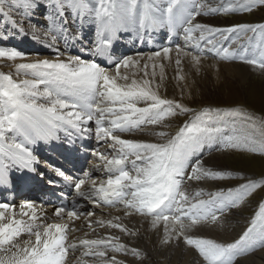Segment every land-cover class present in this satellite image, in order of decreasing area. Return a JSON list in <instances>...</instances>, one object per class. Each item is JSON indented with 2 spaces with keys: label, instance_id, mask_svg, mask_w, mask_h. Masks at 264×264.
Segmentation results:
<instances>
[{
  "label": "snow or ice",
  "instance_id": "1",
  "mask_svg": "<svg viewBox=\"0 0 264 264\" xmlns=\"http://www.w3.org/2000/svg\"><path fill=\"white\" fill-rule=\"evenodd\" d=\"M257 4L264 5V0L238 7H225L223 0L216 7L208 0H0V19L5 21L0 25L4 45L0 46V64L7 62L16 77H25L0 72V186L8 187L15 199L10 170L18 174L22 188L37 175L45 178V172L39 170L41 160L31 147L39 142L62 141L69 153L87 151L84 141L93 135L98 145H107L90 152L96 158L90 168L99 170L100 178H94L90 170L68 175L44 162L54 173L48 184L72 192L71 207L64 203L55 207L54 216L60 222L46 223L49 217L42 202L34 199L22 200L18 209L11 202H0V264H69L70 250L73 254L80 250L72 264H126L110 252L139 258L140 251L123 243L120 236L98 233V228H108L119 229L128 237L138 235V230L122 223L121 216H96L95 210L103 211L102 205H119L123 217L140 216L151 230L162 223L160 245L182 241L198 253L201 264H236L238 257L264 248V201L231 242L196 234L204 225L217 224L254 189L264 186V177L205 166L200 158L203 150L264 155V119L239 107L192 109L159 91L166 78L164 62L171 64L173 53L177 81L186 79L181 74L184 59L199 75L209 55L264 70V23L217 27L197 21L218 12L251 11ZM86 22L95 27L91 47L83 41ZM163 29L170 36L179 35L183 43L173 46L169 40L168 46L148 54L115 52V43L125 34L132 33L143 43L145 34ZM248 32L257 37L250 54L232 47L242 45L241 35ZM24 36L52 49L55 58L29 59L27 53L8 46L14 37ZM77 42H83L79 51L93 59L69 54ZM189 113L175 134L155 130L166 127L169 118ZM146 127L153 130L155 140L118 134L142 132ZM189 167L191 172L186 171ZM185 176L198 183L233 176L244 182L234 188L189 192L183 186ZM61 196L67 199L66 194ZM86 205L91 210L81 211ZM78 220L89 231L83 238H70V233L81 230L75 226ZM90 234L95 238H88Z\"/></svg>",
  "mask_w": 264,
  "mask_h": 264
},
{
  "label": "bare ground",
  "instance_id": "2",
  "mask_svg": "<svg viewBox=\"0 0 264 264\" xmlns=\"http://www.w3.org/2000/svg\"><path fill=\"white\" fill-rule=\"evenodd\" d=\"M36 19L42 20V18L40 17H36ZM197 21L202 23H213V24L216 22L221 23V21L218 18L214 20V19H204L198 17ZM75 27L78 28L79 25ZM94 32H95L94 25L89 22H86L83 28V41L88 42L87 43L88 47H91V41L94 38ZM149 38L151 39V43H149ZM20 39L21 41H19ZM169 40H171V44L173 46L175 44L183 43L179 35L170 36L169 33L167 32V29L155 31L151 34H145L143 43H140L139 39L135 37L134 34L128 33L122 37L121 41L115 43V52L125 55H135L137 52L148 54L154 51H158L163 46H168ZM82 43L83 42H77L73 44L69 49V54L81 55L82 58L84 59H93L91 55L81 53L79 51V48L81 47ZM19 44H21L24 47L23 50H19V51L27 53L29 59L55 58L56 53L52 49L46 47L39 41L32 40L29 36L14 37L8 42V46H15L16 48L18 47ZM0 46H4L2 42H0ZM60 49L61 51H64L63 42H61L60 44ZM36 50L37 51L39 50L38 53L41 55L34 57L32 56V52ZM251 52L252 51L248 53L250 54ZM172 56H173V62L171 64H168L166 61L164 62L166 65L165 67L166 78L164 85L159 90L160 95L163 97L169 99H175L180 103H182L183 105H185L186 107L191 106L194 103H198L201 105V100H203L205 96L208 97L211 96V98L213 99L214 93L220 95V92H222V90L230 88L232 86V81L228 80L230 79L238 83L240 88H243L244 86H248L250 87L249 88L250 91L253 89L257 92V94L261 95V97L263 96L264 98V70L254 68L247 64L219 63L218 61H215L212 58L213 56H209L206 60H203L200 74L197 75L195 70L191 67L190 62L187 59H184L182 61L181 74L185 75L186 79L177 81V79H175L177 74V68L174 63L175 54L173 53ZM96 59L98 60V62L102 64V66L105 67L108 66L107 62L102 58H96ZM0 69L5 71L6 73H9L11 71L14 75V78H18V79L25 78L22 75L16 77L14 69L11 68L10 64H8L7 62L0 64ZM156 71H157V76H159V69L157 68ZM90 126L94 129L95 128L94 122ZM160 130L166 131L164 127L158 128V130L156 131H160ZM118 134L122 135L123 138H127V139H137V140H145V141L155 140L153 137L147 135H140V132H136L132 134L129 133H118ZM60 135L61 137H63V133H60ZM109 143L111 142L109 141ZM87 144L89 145V147L93 149L94 148L105 149L107 147V145L104 144L103 142L98 145L95 141L94 135L91 139H89V142ZM43 146L47 147L48 156L51 157L52 160L58 161L60 159L59 154L61 150L55 148L53 141L48 143L39 142L37 145H32L31 147L33 148L35 154H38L39 149H41ZM207 149L208 148L206 147L203 150V153L207 152ZM70 154L71 153L69 152L66 153V155H70ZM211 158H209L208 160H203L205 166L212 167L213 165L216 164L217 159L215 158L211 159ZM221 158H223L224 161L232 159L228 153L224 154L223 156L220 155L219 159ZM92 159L94 160L95 163L96 158L93 157ZM191 163H195V160H192ZM218 164L224 165V163L219 161ZM128 168L131 169V164L128 165ZM88 170L93 172L94 178L101 177V172L99 170H92L90 166L88 167ZM186 171L191 172V168L189 167ZM27 175L30 176L31 174H27ZM9 177L12 182V185L20 187L18 174L14 170L9 171ZM32 181L33 180L31 179L29 186L33 185ZM193 182L194 184L197 185L195 188L192 187L193 183L188 182L187 176H185L183 186L184 184H190V187L192 189L191 191H194L198 188H203L206 191L208 190L211 191L218 188H225L224 186L218 184L216 181H204L199 183L196 181ZM184 188L186 187L184 186ZM10 199H11L10 197L8 200L4 199V195H3L0 197V202H10ZM11 203L15 204L18 209L19 204L21 202L19 200H13ZM119 207H120L119 205L115 207L102 206L103 211H101V209H96L95 213L96 216L103 217L104 219H109L113 216H121L122 223L126 224L129 228H132L133 230H138V235L136 237H128L123 233H121L119 229L98 228L97 231L100 235H103L105 233H110L112 235L120 236L121 241L123 243L128 244L130 247L137 248L140 251L141 255H143V257L145 258V261H142L141 259L133 256L130 253L123 254V253L110 252L109 255H116L118 259L125 261L126 264H201V258H198L195 255L193 249L188 246H185L182 241L179 245L176 244H172L168 246L160 245L159 241L163 232L162 223L157 230H151L149 228L147 221L140 216L123 217L122 211L118 210ZM43 209L45 210L47 216L49 217L46 223L60 222L54 216L53 210L50 211L48 210L47 207H43ZM88 210H91V205H86L84 208H81V211L83 212H87ZM240 218H243L242 213L237 211H230L217 224L204 225L201 228H199L196 234L208 238H214L218 241L228 242L230 240V237L233 238L234 236L240 234L239 233L240 228L236 229L235 227H233L234 222L238 223ZM82 223L83 221L80 220L75 222V226L77 228H80L81 230L78 232L70 233L69 234L70 238L72 237L83 238L85 232L89 231L86 226L81 227ZM229 228L231 229L228 232ZM220 234H222L228 239L221 240ZM88 238H95V236L90 234ZM22 239H27V237L24 236L22 237ZM79 256H80V250H77L74 254L70 250L69 264H72V262L75 259L79 258ZM85 259H91V258H85ZM236 264H264V248L245 258L239 257L236 261Z\"/></svg>",
  "mask_w": 264,
  "mask_h": 264
},
{
  "label": "rangeland",
  "instance_id": "3",
  "mask_svg": "<svg viewBox=\"0 0 264 264\" xmlns=\"http://www.w3.org/2000/svg\"><path fill=\"white\" fill-rule=\"evenodd\" d=\"M208 2L214 7L220 6V4H221V0H208ZM250 3H251V0H223V6H225V7H227L229 4H231L233 7H238L239 4H250ZM200 17L204 18V19H214V20H216L218 18L221 21V23L220 22H216L214 24L210 23V24L217 26V27H225V26H230V25L238 24V23H252V24L264 23V5L257 4L255 7L252 8L251 11H247V12L231 11L227 14H223V13L218 12V13L211 14L208 16H200ZM4 24H5V21L3 19H0V25H4ZM241 40L243 41L242 45L238 46V45L234 44V45H232V47L238 48V50H240V51H243L244 49H248V50L252 51V49L254 48V46L257 43V37L251 32H248L246 34H242ZM225 46H227V45H225ZM38 51L37 50L33 51L32 56H34V57L40 56L41 54H39ZM209 56H211V55H209ZM212 58L215 61H218L219 63L246 64V63L240 62L238 60L222 61V60H216L215 57H212ZM0 72L6 73L5 71H3L1 69H0ZM228 80L232 81V86L230 88L222 90V92H220V95H217L216 93H214L213 99L211 98V96H209V97L205 96V98L203 100H201V105L198 103H194L188 107L192 108V109H200L201 107H207V106L221 108V109L239 107L241 109L246 110L248 114L254 115L257 119H264V98H263V96L261 97V95L257 94V92L253 89L250 91V89H249L250 87H248V86H244L243 88H240L239 84L236 83L234 80H230V79H228ZM190 115L191 114L189 113V114L177 115V116L169 118L166 121L167 126L164 127V129L171 134H175V132L178 130L179 126H181L186 120H188ZM155 130H158V128H156ZM152 131H153L152 129L146 127L144 129V131L140 132V135H147V136H150V137H153L154 139H156V137L151 135ZM150 140H152V139H150ZM226 153H228L229 156L232 158L231 160H225L224 161L223 158L219 159L220 155L223 156ZM211 157L217 159V162H216L217 165L215 164V165H213V166L211 165V166L215 167L218 170H232V171L237 172V173H242L245 177H251V178L264 177V155L241 153V152H237V151H226V152L225 151H216L215 149H211V150H207V152H205L200 158L203 160H208ZM218 161L224 163V165H222V164L219 165ZM187 181L190 183H193L192 184L193 188H195L197 186L196 184H194L193 181H189L188 179H187ZM216 182L218 184L224 186L225 188H229V187L234 188L239 183H243L244 180L240 179L239 176H233L230 179L218 180ZM184 186L186 187L185 189H187L189 192H192L190 184H184ZM208 191H210V190H208ZM263 200H264V186H261V187L254 189L253 192L246 198L245 202L239 208L231 210V211H237V212H240L243 214V218H240V220H239L240 223L234 222V224H233L234 225L233 227H235L236 229L240 228V232H239L240 234L247 227L250 218L257 211L259 204ZM230 215H232V214H230ZM230 229L231 228L228 229V232L230 231ZM220 235L219 236H220L221 240L222 239H228L225 236H223L222 234H220ZM238 236L239 235L234 236L233 238L230 237V240L228 242H231L235 238H238ZM223 242H225V241H223ZM261 249H263V248H258L255 251L248 253L244 256H241V257L245 258L249 255H252L253 253H255L257 251H260ZM193 251H194L195 255L198 258H200L198 253H196L194 249H193ZM139 259H141L142 261H145V258L143 257V255H141L139 257Z\"/></svg>",
  "mask_w": 264,
  "mask_h": 264
}]
</instances>
